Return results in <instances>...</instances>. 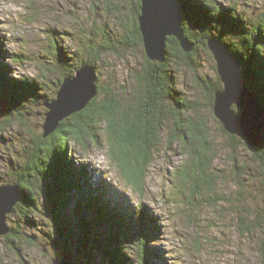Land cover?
Instances as JSON below:
<instances>
[{
  "label": "trees",
  "instance_id": "obj_1",
  "mask_svg": "<svg viewBox=\"0 0 264 264\" xmlns=\"http://www.w3.org/2000/svg\"><path fill=\"white\" fill-rule=\"evenodd\" d=\"M181 1L187 6L181 24L184 36L193 43L191 51L185 52L171 36L166 41L163 61H150L144 54L143 66L135 75V91L121 97L125 100L120 98L125 93L122 89L114 91L102 88L98 85L97 76V93L81 111L62 119L50 135L43 137L42 132L35 134L26 140L21 150H15L17 158L10 160L9 171L0 176V183H18L22 196L7 216L9 232L0 235V238L20 258L24 244L36 245L35 230L50 236L42 227L45 222H42L40 205L44 199L49 204L50 224L53 222L56 229L61 252L68 251L78 258L83 255L87 264H90L91 259L107 264H151L147 250L150 231L146 228L148 225L153 226V222L142 209L128 210L106 195L101 181L100 186L93 185L86 164L74 161L70 156L68 148L71 140L84 150L87 148L88 135L95 139L97 146L104 142L110 160L125 182L134 189H141L146 165L151 162L155 149L167 140L168 143H176L185 157L173 174L182 185L186 184L191 189V194H201L202 190L209 193L216 187L219 180L212 169L214 146L208 120L203 116V109L196 98H186L177 90L175 71L181 65L194 73V81L205 90V108L212 116L214 92L221 89L222 84L216 73L214 80L200 73L197 57L200 50L211 56L206 40L214 38L240 61L245 84L264 101V16L246 18L238 10L236 2L229 0L225 5L216 1L212 5L211 16L197 19L200 7L189 0ZM208 2L204 0V6H208ZM113 9L117 10L114 13L118 17L120 8ZM139 11L140 2L135 0L129 23L121 24L124 37L117 38L121 45L142 46L137 22ZM225 17L234 22V28L229 29L223 23ZM1 38L0 117L2 109L7 110V115L3 120L0 119V130L6 124H18L17 131L26 134L27 124L23 120L28 112L26 105L36 101L44 104L49 96H42L38 92L40 83L27 76L10 77V66L3 60L5 51ZM87 40L92 42L88 37ZM88 49L91 51L86 58L78 60L62 77L72 75L81 64L95 65L100 51L118 52L112 42L103 43L100 48L93 45ZM12 59L21 61L22 54L14 53ZM55 59L59 65L68 64L59 53ZM59 84L58 80L55 83L57 89ZM38 97L44 100L40 102ZM15 120L17 122L13 123ZM214 120L232 150L237 146L236 143L244 144L241 139L228 134L217 119ZM99 125L104 127V141L95 131ZM251 157L257 163L256 173L261 178L258 180L264 186V145L251 150ZM232 165L233 170H244V165L237 162ZM239 184L243 186L245 183L239 181ZM72 192H77L76 199L70 196ZM258 209L251 214V223H243L242 229L244 233L257 235V230L260 232L256 249L264 264V205ZM105 224L110 229L99 232V228ZM148 227L151 230V226Z\"/></svg>",
  "mask_w": 264,
  "mask_h": 264
},
{
  "label": "rangeland",
  "instance_id": "obj_2",
  "mask_svg": "<svg viewBox=\"0 0 264 264\" xmlns=\"http://www.w3.org/2000/svg\"><path fill=\"white\" fill-rule=\"evenodd\" d=\"M216 1L225 5L229 0ZM234 1L246 18L264 16V0ZM133 2L135 0H0L3 60L10 66V77L27 76L39 82L38 92L49 96L46 99L49 102L56 97L55 83L58 80L60 83L65 76L62 77L63 73L72 69L78 60L86 58L90 46L100 48L101 44L112 42L118 52L100 51L95 65L90 64L96 70L98 85L114 91L122 89L125 93L120 98L133 93L135 75L144 63V48L143 45H121L117 41V38L124 37L121 24L129 23ZM114 7L121 10L118 17ZM87 37L92 42H88ZM14 53L22 54L21 61L12 59ZM58 53L66 59L67 65L56 62ZM197 62L200 73L214 80L217 71L212 54L209 56L200 50ZM175 72L177 90L186 98H196L208 120L214 146L212 169L219 180L211 192L202 190L201 194H191V189L174 177L175 169L182 165L185 157L176 143L167 140L155 149L151 162L146 165L141 189H134L125 182L110 160L107 145L103 142L97 146L89 135L86 136V150L72 140L69 142L70 156L74 161L86 164L90 182L100 186L101 181L106 195L128 210L140 208L149 216L154 224L148 225L151 230L148 226L146 228L150 231L147 250L151 264H262L256 249L260 232L257 230L256 235L244 233L242 229L243 223H251L254 210L264 205V186L258 180L261 178L256 173L257 163L246 145L236 143L232 150L228 140L219 132L214 115L211 116L205 108V90L194 81V73L181 65ZM38 100L44 99L38 97ZM26 107L28 112L23 118L27 124L26 134L17 131L18 124H6L0 130V176L9 171L10 160L17 158L15 150H21L26 140L35 134L42 132L43 136L45 103L36 101ZM6 115L7 110L2 109L0 119ZM103 129L99 125L95 130L101 141L105 139ZM233 162L244 165V170H233ZM239 181L245 184L241 186ZM70 196L76 199L77 192ZM42 201L40 212H43L42 222H45L42 227L50 236L35 230L36 245L24 244L22 258L6 247L0 238V264H52L51 257L63 253L53 222L50 224L49 204L44 199ZM107 229H110L108 224L102 225L99 232H107ZM42 244L48 248L47 253L43 252ZM75 260L87 264L83 255Z\"/></svg>",
  "mask_w": 264,
  "mask_h": 264
},
{
  "label": "water",
  "instance_id": "obj_3",
  "mask_svg": "<svg viewBox=\"0 0 264 264\" xmlns=\"http://www.w3.org/2000/svg\"><path fill=\"white\" fill-rule=\"evenodd\" d=\"M137 17L145 55L150 61L161 62L165 56L168 36H173L180 47L188 52L193 48L182 28V15L187 12L181 0H139ZM211 52L222 88L214 92L213 115L223 129L241 139L250 150L264 145V101L243 79L240 61L221 42L206 40ZM96 70L90 64H82L74 75H65L56 97L45 103L47 108L42 124L43 136L54 132L60 120L81 111L96 91ZM18 183H0V235L9 232L7 216L21 199ZM43 252H46L42 244ZM90 264H107L91 259ZM52 264H82L68 251L51 257Z\"/></svg>",
  "mask_w": 264,
  "mask_h": 264
},
{
  "label": "snow or ice",
  "instance_id": "obj_4",
  "mask_svg": "<svg viewBox=\"0 0 264 264\" xmlns=\"http://www.w3.org/2000/svg\"><path fill=\"white\" fill-rule=\"evenodd\" d=\"M189 2L196 4L200 7L199 17L197 19L208 18L212 13V5L216 2V0H209L208 6H204V0H189ZM213 19H217L216 17H212ZM218 22H221L218 19ZM223 23L229 28H234V22L228 20L226 17L223 19Z\"/></svg>",
  "mask_w": 264,
  "mask_h": 264
}]
</instances>
